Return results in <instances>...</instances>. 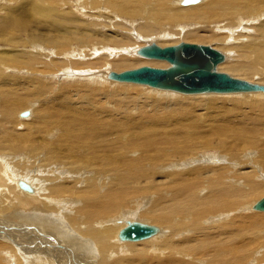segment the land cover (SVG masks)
<instances>
[{
  "label": "bare ground",
  "instance_id": "6f19581e",
  "mask_svg": "<svg viewBox=\"0 0 264 264\" xmlns=\"http://www.w3.org/2000/svg\"><path fill=\"white\" fill-rule=\"evenodd\" d=\"M16 1L0 8V42L16 51L0 59L8 60L0 67V264H264V211L254 208L264 194V91L145 92L142 84L111 79L114 70L105 68L127 63L135 38L177 21L211 25L207 35L198 28L186 34L223 41L221 29L258 17L256 25L245 23L250 34L223 41L235 56L224 63L220 51L216 69L240 79L261 73L264 0H79L93 21L58 8L73 0ZM149 41L130 51L159 61L139 53L156 43ZM161 61L159 68L170 66ZM22 70L31 75L18 77ZM58 71L70 81L87 75L83 85L69 86L76 95L62 77L54 89L47 73ZM259 75L244 80L264 86V71ZM7 80L46 106L47 115L30 123L36 138L10 129L25 106ZM134 221L157 231L144 240L121 238Z\"/></svg>",
  "mask_w": 264,
  "mask_h": 264
},
{
  "label": "water",
  "instance_id": "95a60500",
  "mask_svg": "<svg viewBox=\"0 0 264 264\" xmlns=\"http://www.w3.org/2000/svg\"><path fill=\"white\" fill-rule=\"evenodd\" d=\"M139 53L144 57L165 60L170 63L166 68L142 65L120 72L111 71L109 77L153 88L170 89L185 94L203 92L264 91V86L233 77L218 71L216 66L224 55L207 44L180 41L175 44L159 46L156 43L143 46ZM28 111L21 115H27ZM254 208L264 211V197L254 204ZM157 231L156 226L131 222L120 232V237L138 240Z\"/></svg>",
  "mask_w": 264,
  "mask_h": 264
},
{
  "label": "rangeland",
  "instance_id": "374dc122",
  "mask_svg": "<svg viewBox=\"0 0 264 264\" xmlns=\"http://www.w3.org/2000/svg\"><path fill=\"white\" fill-rule=\"evenodd\" d=\"M16 0H14V3H13V1L12 0H0V8H2V7H4V6H8L9 7V4H10V2H12L13 4H16V2H15ZM79 0H73L69 5H63V6H60V7H58L59 9H64V10H67V9H71V10H73L74 12H76V14L78 15V16H80L81 18H82V20H84V21H88V20H94V19H96V18H94L93 17V15H91L90 13H88L87 11H86V9H84V8H82V5H81V2H79ZM201 3V2H200ZM200 3H197V4H200ZM4 4V5H3ZM62 5V4H61ZM178 5H180V6H183V5H181L180 3L178 4ZM189 5H191V4H189ZM192 5H196V4H192ZM80 8V9H79ZM84 9V10H83ZM81 10V11H80ZM0 11H3V10H0ZM88 11L90 12V10L88 9ZM85 13V15H84V13ZM81 14V15H80ZM91 15V16H90ZM87 16V17H86ZM255 16V15H254ZM84 17V18H83ZM90 17V18H89ZM94 18V19H93ZM258 18V17H257ZM257 18H255V20H248V19H244V21L242 20V21H240L239 22V24L238 25H233V30H232V32L231 31H228L229 29H228V27L227 28H224V29H221L220 31H221V33H222V35H225V37L223 38V39H225V40H223L225 43H229V44H232L233 43V41H234V36H233V34H237L238 32V34L240 35V34H244V33H251L252 31V26H251V29H249V30H246L245 28H248L249 27V25H256L259 21H261V19L259 20H257ZM123 19V18H122ZM125 19V18H124ZM126 19H129L128 17L126 18ZM125 19V20H126ZM134 19L135 20H138V21H136L135 23H133L134 25L135 24H138L139 23V21H140V19L139 18H137V17H134ZM99 22H101V20H99V19H97ZM256 21V22H255ZM130 22V21H129ZM243 22V23H242ZM250 22V23H249ZM245 23H248V24H245ZM106 24V23H105ZM174 27H172V29H168V27L167 28H164L165 30H163V31H165V32H154L153 34H149V35H145V36H142V37H138V38H135L134 39V44L132 43L131 44V46L129 47V50L127 51V53H129L130 55H132L133 57H136V58H133V57H131L130 56V59H129V61H127V63H124V64H122L120 67H113V66H109V67H105V68H109V69H113L114 71H123V70H126V69H131V68H135V67H139V66H142V65H148V66H152V67H162V64H164L163 62L164 61H161L160 62V60L158 61V60H147V59H143V58H140V57H138V56H135L130 50H131V48H133V47H137V46H141V45H144L145 43H148V42H150L149 41V39H154L155 41H156V43L157 44H159L160 46H165V45H171V44H175V43H178V42H180V41H186V42H191V43H201V44H207V45H210V46H212L213 48H215V49H217V50H219V51H221L222 53H224V54H226L227 55V57H228V59H227V61L226 62H224V63H227L228 61H231L232 60V58L235 56V53H234V50L232 49V50H230L229 48H227V46H221V45H223L224 43H223V41L222 40H220V39H218V38H213V39H211V38H197V37H192V36H188L187 34H186V32H187V29H190V28H198V34H202V35H207V33H208V31H209V33H210V31H212V30H214V28H212L211 27V25H207V26H204V27H199V25H197V23L196 22H194V21H181V22H176L174 25H173ZM241 26V27H240ZM211 27V28H210ZM98 28H101V30H110L109 31V33H111V30H112V27H109V29H107V27H104V26H102V27H98ZM104 28V29H103ZM235 28H236V30H235ZM206 29V30H205ZM226 29H228V30H226ZM203 30H205L206 32H204ZM11 31H12V29H11ZM35 31V30H34ZM161 31V30H160ZM178 31V32H177ZM218 31V30H217ZM248 31H250V32H248ZM229 32H231V33H229ZM241 32H243V33H241ZM163 33H165V35H163ZM208 33V34H209ZM230 34H232L231 36H230V38H229V35ZM235 34V35H236ZM246 35V34H245ZM147 36V37H146ZM232 36H233V38H232ZM148 39V40H147ZM216 39V40H215ZM147 40V41H146ZM205 40V41H204ZM218 40V41H217ZM227 40V41H226ZM228 40H230V41H228ZM245 40V39H244ZM4 42V43H3ZM138 42V43H137ZM244 42V41H243ZM218 43V44H217ZM222 43V44H221ZM10 44H8L7 42H5V41H1L0 42V59H2L3 57H5L6 55H9L10 57H11V59H13L14 58V56L13 55H10V53L12 54V52H16L15 50L14 51H12V47H11V45L9 46ZM225 47V48H224ZM6 48H8L7 50H4V49H6ZM124 48H127L126 46H123V49ZM21 48H18L17 50H20ZM31 48H26V49H24L25 51H31L30 50ZM24 50H21V51H24ZM3 52H5V54L6 55H2L3 54ZM131 52V53H130ZM1 56H3V57H1ZM23 56H26V57H28L27 55H25V54H23ZM4 59H7V58H4ZM1 60L0 61V67H1V69H4V68H2L3 66H2V62L5 64L8 60ZM11 59H9V60H11ZM142 60V62L140 61V60ZM146 61H154L153 63H148V62H146ZM39 62H44V63H46V61H45V59H44V57H41L40 59H39ZM224 63H222V64H224ZM161 64V65H160ZM222 64H220L219 65V68L221 69L222 67H221V65ZM72 68V66L70 65V64H67V65H65V67H64V69L66 68V71H69V70H71V68ZM229 68H222L221 70L222 71H225V72H228L229 70V72L228 73H230L231 75H233L234 74V76H237L235 73H234V71L233 70H231V69H229ZM98 70H100V69H98ZM228 70V71H227ZM232 71V72H231ZM264 71V70H263ZM263 71H261V73H263ZM2 72H6V71H2ZM12 71H7L5 74H8V75H10V74H12L11 73ZM59 72V71H58ZM233 73V74H232ZM261 73H258V74H255V75H250L249 77L248 76H244L243 77V75H238L239 77H242V78H244V79H248V80H250V81H257L258 80V77H260V75L259 74H261ZM28 74V76L29 75H31L30 73H27L26 72V70H22L21 72H19V74H18V72H16V75L19 77V76H22L23 78L24 77H26V75ZM55 74V75H54ZM67 73H64V74H62V73H52V72H49V74L47 73V75H50V76H53L54 77V79H53V81H56V84H54L53 85V87H54V89L55 88H57V86H59V84H61V82H57L58 80L57 79H59V77H62V79H63V81H62V84H63V87H66L67 86V89H68V93H69V95H70V91H72V95H76V91H74V90H70L71 89V87H69V86H72V84L73 83H76L78 86L80 85V84H82L83 85V83H84V81H85V78H87V75L85 74V75H80V74H75V75H73V77H77L76 78V80H73V81H70V78L71 77H68L67 78V75H66ZM38 77H42V78H45L46 79V77L48 78V79H50V77H48V76H45L44 77V75H39V74H36ZM58 75V76H57ZM100 74H95V76H92L93 78L95 77V79H99V80H101V81H104V82H107V81H105V80H102L101 79V77L99 76ZM254 76V77H253ZM57 78V79H56ZM60 80V79H59ZM80 81V82H79ZM82 81H83V83H82ZM7 83H9L8 84V86H6V87H15L16 88V90H18V91H16L15 90V92L17 93V96H21V97H23V106H25V108L23 107V108H21V109H19V110H17L15 113L16 114H14L13 115V120H12V118H10V120L11 121H13V123H14V126H12V124L11 123H9V124H6L5 126H4V129H5V133H4V129H3V134L5 135L6 134V132L9 130V128L7 127L8 125L10 126V124H11V126H10V129H13L16 133H18V134H23V133H30V134H32V132L34 131V126L36 125V121H37V118L35 117L37 114H39V115H43V116H46L47 115V108H46V106H43V105H37V104H39V102L37 103V101H39V100H37L36 98H35V96H33V94H30V93H28L29 95H24L26 92H24L23 91V89H22V87L23 86H25L24 84H22V83H12L11 82V80H7L6 81ZM28 83V82H27ZM76 84H74V85H76ZM120 86V85H119ZM137 86H139V85H137ZM141 87H143L142 89H143V91L145 90V92H155V93H157V91H161V90H155V89H151L150 87H148V85H146V87L145 86H143V85H141V86H139L138 88L139 89H141ZM115 88V86H113V88L111 89V90H113ZM146 88V89H145ZM141 89V90H142ZM122 90H124V89H122ZM152 90V91H151ZM74 91V92H73ZM161 92H169V93H173V92H170V91H161ZM19 94V95H18ZM174 94H177V93H174ZM183 94H185V93H183ZM144 95V94H143ZM178 95H181V94H178ZM226 95V94H225ZM227 95H229V94H227ZM230 95H237V94H230ZM30 96V97H29ZM32 96V97H31ZM184 96H191V97H197V95H184ZM198 96H200V95H198ZM27 97H29V98H27ZM25 98H27V99H25ZM31 98V100H29ZM33 98V99H32ZM36 99V100H35ZM29 100V101H28ZM102 101H103V99H101ZM31 101V102H30ZM33 101V102H32ZM30 102V103H29ZM27 103H28V105H27ZM27 106H26V105ZM37 107H39V109H37ZM35 110H34V109ZM42 110H41V109ZM33 109V110H32ZM19 111V112H18ZM21 111V112H20ZM25 111H28V113H27V115L25 116V117H22L21 115H19V113L21 114L22 112H25ZM33 111H35V113L33 112ZM46 111V112H45ZM34 113V114H33ZM33 114V115H32ZM36 114V115H35ZM53 114V113H52ZM21 116V117H20ZM42 116V117H43ZM15 117V118H14ZM28 117V118H27ZM33 117V118H32ZM28 119V121H26ZM15 120H17V121H15ZM36 120V121H35ZM0 121H1V119H0ZM32 121H33V123H32ZM49 121H50V119H48V122H47V126H48V123H49ZM26 125H25V124ZM32 125H34V126H32ZM17 124H19V125H17ZM16 125V126H15ZM29 126V127H28ZM31 126V127H30ZM5 127H7L8 129L6 130V128ZM24 129H23V128ZM29 128V129H28ZM18 129V130H17ZM26 129V130H25ZM22 131H23V133H22ZM30 131V132H29ZM32 131V132H31ZM52 133H53V135L57 138V136H58V134H59V132H56V131H51ZM2 134V135H3ZM35 136V137H34ZM36 136H37V134L36 133H33L32 135H31V137L32 138H36ZM51 138L49 137L48 138V141L50 140ZM215 150V149H214ZM247 151L246 152H249V151H252V153L253 154H251L252 156H254V153L256 152V149L254 148V147H252V149H251V147H248V149H246ZM230 167V166H229ZM259 173H257V175H258ZM160 180H162V179H158L157 181H160ZM24 183H27V184H31V185H33V181H28V180H26V181H23ZM29 184V185H30ZM264 196V194H261L259 197H256V198H254V199H260L261 197H263ZM253 210H255V209H253ZM256 211H259V210H256ZM123 217H125V218H127V219H131V218H128V217H126V216H123ZM139 218H141V217H139ZM137 220H141V219H143V218H141V219H138V218H136ZM141 221H143V220H141ZM119 222H122V221H119ZM144 222H146V221H144ZM116 224H119V225H123V224H121V223H117V222H115ZM147 223H152V224H155V225H157V226H159L157 223H154V222H149V221H147ZM28 225V223L27 222H25V226H27ZM124 225H125V223H124ZM29 226V225H28ZM27 226V227H28ZM126 226V225H125ZM124 226V227H125ZM159 227H161V226H159ZM37 228V227H36ZM25 229H26V233L28 232V230H27V228L25 227ZM160 229H162V228H160ZM150 239V238H149ZM118 240V239H117ZM141 240H144V239H141ZM140 240V241H141ZM119 241V240H118ZM139 241V242H140ZM120 243H122V242H124V241H119ZM128 242V241H127ZM130 243H133V242H130ZM134 243H136V242H134ZM255 257V256H254ZM256 258V257H255ZM254 263V262H253Z\"/></svg>",
  "mask_w": 264,
  "mask_h": 264
}]
</instances>
